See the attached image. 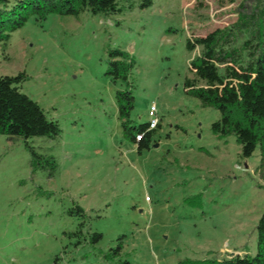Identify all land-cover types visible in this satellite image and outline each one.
Instances as JSON below:
<instances>
[{"label": "rangeland", "instance_id": "obj_1", "mask_svg": "<svg viewBox=\"0 0 264 264\" xmlns=\"http://www.w3.org/2000/svg\"><path fill=\"white\" fill-rule=\"evenodd\" d=\"M138 4L117 0L120 13L112 15L31 17L0 48V76L24 73L21 92L60 128L56 137L27 139L41 158L37 168L21 137L0 135V264H177L255 254L264 212L259 151L245 159L234 135H214L219 113L183 84L199 53L185 49L186 39L230 27L264 0ZM114 49L134 61L127 85L107 74ZM126 89L129 127L147 124L151 106L159 119L140 152L118 114L117 94Z\"/></svg>", "mask_w": 264, "mask_h": 264}, {"label": "trees", "instance_id": "obj_2", "mask_svg": "<svg viewBox=\"0 0 264 264\" xmlns=\"http://www.w3.org/2000/svg\"><path fill=\"white\" fill-rule=\"evenodd\" d=\"M153 0H139L138 7L146 9ZM120 13L117 0H0V48L4 52L11 34L21 29L31 18L45 21L49 15L78 17ZM240 42V43H239ZM199 53L189 62L193 78L184 80L186 94L196 98L203 107L215 109L219 118L211 126L218 137L234 135L241 148V156L250 158L258 150L259 168L264 170V6L237 20L230 27L217 28L205 36L186 39L185 49ZM107 74L126 85L133 69L132 57L124 51L108 52ZM27 79L24 73L0 76V135L21 137L33 158V165L42 167L41 159L27 144L33 137L53 138L59 135L58 124L47 118L41 107L20 86ZM118 114L125 137L136 145L137 151L147 149L154 130L148 124L127 125L133 96L126 89L117 94ZM136 135H142L136 141ZM44 163L54 169L53 160ZM81 215L83 210L75 207ZM254 255L230 256L224 259H182L177 264H264V212L256 225ZM101 237L94 234L92 240ZM119 251L120 246L116 248ZM127 264V263H126Z\"/></svg>", "mask_w": 264, "mask_h": 264}, {"label": "built area", "instance_id": "obj_3", "mask_svg": "<svg viewBox=\"0 0 264 264\" xmlns=\"http://www.w3.org/2000/svg\"><path fill=\"white\" fill-rule=\"evenodd\" d=\"M148 117H149V121H148V127H147V131L150 130H154L157 128L158 124H159V119L157 117V113H156V108L155 106H151L149 111H148ZM142 135H136V141H139L141 139Z\"/></svg>", "mask_w": 264, "mask_h": 264}]
</instances>
